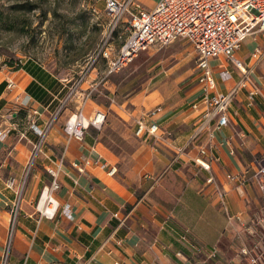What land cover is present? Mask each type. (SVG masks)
<instances>
[{
  "label": "crops",
  "instance_id": "1",
  "mask_svg": "<svg viewBox=\"0 0 264 264\" xmlns=\"http://www.w3.org/2000/svg\"><path fill=\"white\" fill-rule=\"evenodd\" d=\"M256 46L264 49V34L259 31L247 36L235 55L247 62ZM209 64L216 90L229 91L239 72L222 56ZM220 64L229 72L226 79L221 78ZM255 71L264 88V55ZM44 78L42 83L21 68L0 71V83H4L0 86V258L14 198L4 180L9 175L20 178L26 171L30 147L7 135L9 129L16 131V123L8 122L6 116L16 117L18 107L26 112L35 108L41 125L66 93L65 84L53 74ZM9 81L13 82L10 87ZM33 90L43 92V98L33 97ZM200 91L196 81L167 105L148 99L150 106L136 108L133 115L161 104L158 120L170 134L157 140L137 137L141 141L126 157L123 169L102 144L99 132L88 129L82 141L67 140L62 126L54 123L45 150L51 160L64 156L59 187L51 193L58 207L52 218L36 208L40 191L51 180L45 170L50 159L40 156L26 173L8 264H241L245 257L238 254L240 247L246 246L250 253L261 247L264 227L255 221L264 203L251 175L258 162L264 163V98L256 95L248 105L246 91L238 90L227 109L228 123L214 130L208 141L205 131L191 138L202 109L190 104ZM23 100H27L25 107ZM26 134L35 139L32 131ZM208 143V153L217 157L209 171L193 162L200 147ZM96 153L101 155L98 163L87 164L85 174L71 165L84 156L95 159ZM111 166L116 171L109 175ZM228 173L240 175L243 182L228 179ZM208 176L225 190L226 211L211 186H206ZM66 204L70 217L62 213ZM127 212L121 222L120 216ZM185 231L188 240L182 241L179 235Z\"/></svg>",
  "mask_w": 264,
  "mask_h": 264
},
{
  "label": "built area",
  "instance_id": "2",
  "mask_svg": "<svg viewBox=\"0 0 264 264\" xmlns=\"http://www.w3.org/2000/svg\"><path fill=\"white\" fill-rule=\"evenodd\" d=\"M103 3L104 12L109 18L106 31L91 60L82 67L76 79L69 85L65 84L66 93L56 110L50 113L41 125L37 123V117L40 115L38 109L32 108L26 112L27 127L21 135L30 144L26 173L40 156L50 159L45 150L48 134L59 110L72 98L77 97V104L62 124L65 138L82 141L89 128L95 131L102 128L106 118L104 110L95 108L88 117L84 112V106L91 99L98 82L105 81L110 74L129 63L139 51L152 45L162 47L182 37L187 39L195 49L197 54L196 81L201 91L190 105L194 109L201 108L202 110L191 138L205 131L209 141L213 137L214 130L228 123L227 109L238 90L246 91L248 105L253 103L256 95L264 98V88L260 85V76L255 71L257 62L264 55V49L259 46L254 47L247 62L235 55V51L247 36L258 31L264 34V0H155L150 8L145 7L138 0H103ZM115 34L118 37L123 36L118 43H114ZM220 56L231 63L240 75L234 86L227 92L216 90V82L209 64L210 59ZM99 61L104 65L102 75L97 82L92 81L83 89L82 84L92 71L97 73L96 65ZM219 67L222 68L221 78H228L229 72L223 69L224 65L220 64ZM95 78H97L96 75ZM12 83L9 81L8 87ZM26 102L27 100L22 101V107L27 105ZM162 111L161 104L141 109L133 118L135 136L157 140L165 134L169 135L170 132L163 129L158 120ZM28 130L35 134L34 140L27 136ZM210 147L209 143L207 146L200 147L199 154L193 159L195 165L207 171L210 170V162L217 160L216 156L208 153ZM181 150L182 148H179L178 152ZM90 151H94L93 146L90 147ZM100 157L99 153H96L95 159L84 156L81 161H74L71 165L78 173L85 174V166L98 163ZM63 158L64 156L60 155L57 159H50V163L45 167L51 180L49 185L40 191L36 208L40 214L48 218L53 217L58 207L51 193L59 187L58 175ZM115 171L116 167L111 166L107 173L112 175ZM227 178L243 182V178L237 174L228 173ZM251 180L257 186L264 203V163L256 164ZM24 183L25 178L20 179L14 175H9L4 180V187L13 192L14 198L8 211V230L0 264H8ZM205 183L206 186H211V190L217 195L226 211L225 190L214 181L212 176H208ZM62 213L70 217L68 204L63 206ZM128 214V212L123 213L120 221L124 222ZM112 215L117 216V212ZM230 218L228 216V219ZM255 224L264 227V213L257 217ZM179 237L182 241L188 240L186 231ZM249 253L250 250L242 246L238 254L247 256ZM213 255L214 253H210V256Z\"/></svg>",
  "mask_w": 264,
  "mask_h": 264
},
{
  "label": "rangeland",
  "instance_id": "3",
  "mask_svg": "<svg viewBox=\"0 0 264 264\" xmlns=\"http://www.w3.org/2000/svg\"><path fill=\"white\" fill-rule=\"evenodd\" d=\"M138 1L147 8L155 2ZM108 21L103 0H0V71L32 61L69 85L91 60ZM122 38L115 34L114 43ZM196 63L195 49L187 39L180 37L162 47L152 45L139 51L123 68L98 82L84 112L87 117L95 108L106 112L102 128L94 133L99 132L102 144L122 169L126 157L141 141L133 132V113L141 105L150 106L148 99L167 105L171 97L182 95L196 82ZM103 66L101 61L97 63V73L92 71L82 84L83 89L92 81L97 82ZM76 100L74 97L64 104L54 123L62 126L74 111ZM16 109V117L10 113L6 116L8 122L16 123V131L9 129L7 135L27 144L20 134L27 127L26 112L19 107ZM88 131L93 132V129ZM22 178L26 179L25 171ZM262 211L261 214L264 209ZM244 257L241 264H264V237L261 247L257 246Z\"/></svg>",
  "mask_w": 264,
  "mask_h": 264
},
{
  "label": "trees",
  "instance_id": "4",
  "mask_svg": "<svg viewBox=\"0 0 264 264\" xmlns=\"http://www.w3.org/2000/svg\"><path fill=\"white\" fill-rule=\"evenodd\" d=\"M20 68L24 69L26 72H28L31 75L39 77L42 80V83H45L44 75H48V73L43 68H41L37 63H34L32 61H25L21 65H18V67H15L13 70L20 69ZM3 85L4 83L1 82L0 86H3ZM31 95L38 99H42L44 96L43 92L35 91V90L32 91Z\"/></svg>",
  "mask_w": 264,
  "mask_h": 264
},
{
  "label": "bare ground",
  "instance_id": "5",
  "mask_svg": "<svg viewBox=\"0 0 264 264\" xmlns=\"http://www.w3.org/2000/svg\"><path fill=\"white\" fill-rule=\"evenodd\" d=\"M16 80V79H15ZM20 82V81H19ZM17 86V85H16ZM18 87V86H17Z\"/></svg>",
  "mask_w": 264,
  "mask_h": 264
}]
</instances>
